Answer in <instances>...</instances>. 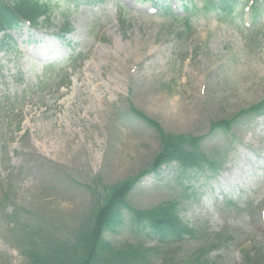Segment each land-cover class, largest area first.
Returning a JSON list of instances; mask_svg holds the SVG:
<instances>
[{"label": "rangeland", "instance_id": "374dc122", "mask_svg": "<svg viewBox=\"0 0 264 264\" xmlns=\"http://www.w3.org/2000/svg\"><path fill=\"white\" fill-rule=\"evenodd\" d=\"M187 2L190 28L151 3L51 0L55 27L72 26L64 40L12 32L16 46L0 50V264H30L31 241L73 242L108 187L150 167L161 137L131 104L168 133L203 136L199 151L219 166L164 165L127 197L138 209L177 201L193 235L158 243L123 208L106 239L160 248L149 264H202L209 247V264H264V112L211 131L264 99V0L232 14L161 5Z\"/></svg>", "mask_w": 264, "mask_h": 264}, {"label": "trees", "instance_id": "16d2710c", "mask_svg": "<svg viewBox=\"0 0 264 264\" xmlns=\"http://www.w3.org/2000/svg\"><path fill=\"white\" fill-rule=\"evenodd\" d=\"M91 1L87 2L91 3ZM138 1L152 2L156 6L159 4V0ZM202 3L209 10L217 9L220 13L231 14L234 9L232 0L221 2L203 0ZM193 8L192 4L184 5L186 12H190ZM165 10L166 16L173 20H183V27L190 28L192 24L190 13L178 15L170 6ZM54 12L51 0H0V33L6 29L18 28L24 22H30L35 27L55 28L56 25L52 20ZM71 31L72 26L67 22L61 28L59 37L64 38ZM10 37V34L5 33L4 37L0 38V49H10ZM60 76V74L57 75L58 78ZM130 110L137 117L155 126L162 142L160 152L150 167L141 171L136 177L107 188L102 203L94 209L88 222L78 231L73 242L59 239L54 245H45L31 241L29 249L25 251L30 264H149L151 254L160 251V248L144 247L128 242L118 246L105 237L108 230H115L116 226L123 223V208H129L133 212V218L137 223L150 227L158 243L165 244L168 240L178 242L185 234L193 235L195 233V229L182 220L177 201L169 200L150 209H138L128 204L127 197L145 175L158 172L164 164L176 161L184 168H203V164L206 163L212 168H218L219 163L199 151L203 136L194 137L188 134L168 133L158 122L134 105L131 104ZM263 110L264 99L241 110L232 118L213 121L211 131L222 129L229 132L239 117L258 114ZM214 246L216 245H211V247ZM209 249L210 247L200 248L194 256L195 260L202 264H209L206 259Z\"/></svg>", "mask_w": 264, "mask_h": 264}]
</instances>
